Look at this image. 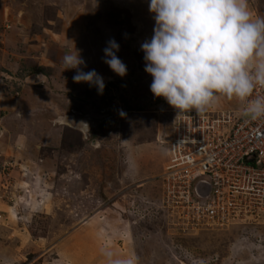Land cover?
Listing matches in <instances>:
<instances>
[{
  "label": "rangeland",
  "instance_id": "374dc122",
  "mask_svg": "<svg viewBox=\"0 0 264 264\" xmlns=\"http://www.w3.org/2000/svg\"><path fill=\"white\" fill-rule=\"evenodd\" d=\"M247 3L264 17V0ZM149 4L0 0V264H264V215L196 227L169 197L181 113L150 90ZM113 39L124 77L104 62ZM75 48L102 95L64 71ZM242 111L221 98L203 115Z\"/></svg>",
  "mask_w": 264,
  "mask_h": 264
},
{
  "label": "clouds",
  "instance_id": "9594fccd",
  "mask_svg": "<svg viewBox=\"0 0 264 264\" xmlns=\"http://www.w3.org/2000/svg\"><path fill=\"white\" fill-rule=\"evenodd\" d=\"M149 11L154 34L141 50L155 97L179 114H204L221 98L235 99L243 104L245 117L264 121V95L253 96L256 88H264V17L254 16L247 0H150ZM118 51L119 44L110 40L104 62L124 77L127 67ZM84 64L76 48L63 57L64 71L76 70L74 82L96 86L102 95L103 78L95 70L83 71Z\"/></svg>",
  "mask_w": 264,
  "mask_h": 264
},
{
  "label": "built area",
  "instance_id": "2783aa9c",
  "mask_svg": "<svg viewBox=\"0 0 264 264\" xmlns=\"http://www.w3.org/2000/svg\"><path fill=\"white\" fill-rule=\"evenodd\" d=\"M256 95H264V88H256ZM242 113L213 119L184 112L178 118L169 147L173 165L167 175L175 182L169 197L190 206L196 227L226 228L264 215V121Z\"/></svg>",
  "mask_w": 264,
  "mask_h": 264
},
{
  "label": "bare ground",
  "instance_id": "6f19581e",
  "mask_svg": "<svg viewBox=\"0 0 264 264\" xmlns=\"http://www.w3.org/2000/svg\"><path fill=\"white\" fill-rule=\"evenodd\" d=\"M232 226V225H231Z\"/></svg>",
  "mask_w": 264,
  "mask_h": 264
}]
</instances>
